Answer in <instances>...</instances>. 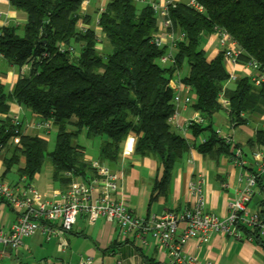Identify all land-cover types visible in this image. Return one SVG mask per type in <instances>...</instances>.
<instances>
[{"label": "trees", "instance_id": "1", "mask_svg": "<svg viewBox=\"0 0 264 264\" xmlns=\"http://www.w3.org/2000/svg\"><path fill=\"white\" fill-rule=\"evenodd\" d=\"M8 1L25 13L26 21L0 26V55L27 71L20 73L11 90L0 82V142L9 136L11 103L33 116L51 118L55 140L49 151L46 138L22 133L18 145L5 148L1 178L16 167L19 178L30 180L48 159L51 182L63 189L73 179L93 176L92 161L85 159L84 147L75 142L82 130L86 137L100 139L97 160L111 168L122 155L126 137L133 134V153L152 156L161 167L152 191L162 193L190 146L168 121L175 109L169 85L175 72L190 89L187 106L202 119L188 129L195 137L207 133L196 146L204 157L232 155L230 144L212 128L213 114L222 109L220 96L228 102L226 113L233 127L245 122V114L264 108V82L254 85L250 77H240L227 87L222 51L207 60L203 50L209 35L225 31L240 51L238 62H255L263 70L264 0H195L202 12L177 4L170 17L175 31L185 36L177 42L172 64L159 61L165 49L153 42L157 20L148 5L108 0L99 12L96 8L85 13L83 0ZM95 16L99 34L93 29ZM79 20L86 27L79 28ZM183 66L187 72L180 75ZM246 145L263 146L264 129H257ZM255 183L264 192V175ZM258 212L263 217V209ZM237 228L264 250V236L257 226Z\"/></svg>", "mask_w": 264, "mask_h": 264}, {"label": "built area", "instance_id": "2", "mask_svg": "<svg viewBox=\"0 0 264 264\" xmlns=\"http://www.w3.org/2000/svg\"><path fill=\"white\" fill-rule=\"evenodd\" d=\"M131 1L150 7L157 20L153 42L165 49L164 53L160 55L159 61L163 64H172L177 42L182 40L185 35L175 31L170 10L179 3H185L198 12H202L203 7L195 0ZM86 3L88 1L83 0L81 6ZM213 35L217 38L223 53L229 79L234 80L232 67L238 63L240 51L225 31L215 30ZM248 65L257 72L256 75L250 77L253 84L259 85L264 82V69L259 70L255 62H250ZM169 85L174 91L175 109L168 121L183 134L192 122L200 123L202 119L197 112L194 118L185 123L177 122L179 106L189 105L191 102L190 89L180 81L178 72L174 73ZM218 101L222 109L227 112V100L220 96ZM33 117L31 122L24 125L19 114H8L11 127L7 140L0 142V158L7 145L16 146L19 144L24 127L36 130L44 138L52 131L53 121L51 118L36 115ZM215 133L230 144L232 155L229 158L232 163L243 166L245 162L242 150L233 145L231 136L229 134L222 135L219 130H215ZM135 140L136 137L133 134L126 137L122 155L133 153ZM204 141L205 139H200L199 143ZM253 157L257 161V169L253 174L247 176L236 197L230 201L228 212L223 217L203 210L204 200L201 186L204 179L201 176L196 177L188 185V191L194 198V203L178 211L164 212L158 217L136 215L129 210L123 200L117 199L115 193L118 189L120 174L97 160L91 163L93 176L90 179H73L65 188L52 191L50 194L39 192L29 183L11 184L0 177V204L13 214L10 221H0V259L8 257L9 250L14 251L20 248L23 238L35 232H40L47 240L52 236L57 237L59 249L63 251L67 247L66 241L62 238L63 234L71 230L77 215L82 214L89 224H93L99 216L113 222L118 229L119 238L122 240L135 235L137 239L144 242L143 236L149 234L161 248L166 250L168 264H214L211 260L201 262L195 257L187 255L182 248L183 244L190 239L208 242L211 236L216 233L238 240L242 238V234L237 228L239 224L247 227L257 226L260 234L264 236V207L262 208L263 217H260L258 211H250L247 207V203L254 194L256 178L264 175V155L255 151ZM22 179L25 178L22 177ZM245 239L250 241L251 237H245ZM89 263L90 259L86 257L75 263L64 262L62 264Z\"/></svg>", "mask_w": 264, "mask_h": 264}, {"label": "crops", "instance_id": "3", "mask_svg": "<svg viewBox=\"0 0 264 264\" xmlns=\"http://www.w3.org/2000/svg\"><path fill=\"white\" fill-rule=\"evenodd\" d=\"M87 1L88 3L81 6V10L85 13L95 6L94 3L99 12L108 0ZM96 20L97 16H95L93 29L99 34ZM25 21L24 12L11 7L8 0H0V26L10 23L20 26ZM77 26L79 28L86 27L80 20ZM203 50L207 60L213 59L219 52L218 40L213 34L205 39ZM26 71V66L22 68L11 66L0 55V82L5 85L7 90H11L20 73ZM181 71L180 75H182ZM232 72L235 79H229L226 83L227 87H231L233 82L240 77H251L257 74L248 64L240 62L232 67ZM10 113L22 116L24 125H27L29 118L33 116L30 110L22 108L16 103L10 104ZM196 114L197 112L187 105L179 106L177 122L183 124L194 118ZM244 118L245 122L235 127L231 126L229 116L224 109L215 112L212 118V128L219 130L222 135L229 134L233 145L237 144L242 149L245 162L243 166L233 164L229 156L225 155L218 156L216 159L204 157L197 151L196 146L200 139H206L207 133L204 132L195 137L191 134L190 129H187L183 134L179 132L189 142V150L186 156L173 168L171 178L162 193L153 194L152 191L153 182L161 177V167L157 160L152 156H139L131 153L126 156L121 155L119 161L112 168L109 167L112 171L120 174L115 197L123 200L129 210L136 215L158 217L164 212L178 211L194 203V198L188 191V185L196 177L201 176L204 179L201 186L204 200L203 210L219 217L225 216L230 201L236 197L247 176L253 174L257 169V161L253 157V153L259 151L264 155V145L251 147L252 149L246 145L257 129H264V108L259 113L245 114ZM28 130L24 127L23 132L28 133ZM85 159L97 160L88 154ZM2 170L3 164L0 158V172ZM59 189L61 188L51 183L49 188L40 192L50 194ZM247 207L250 211H258L264 207V192H261L257 186L254 187V194L247 203ZM12 217V212L0 204V221H10ZM74 235L75 237H73ZM143 237L144 242L137 239L135 235L122 240L119 238L116 225L105 217L99 216L93 224H89L84 215L79 214L71 230L62 236L67 243V247L63 251L59 249V241L55 237L56 252L62 255L60 257L57 254L51 257H40L36 264H43V259L47 264L75 263L86 257L90 259L89 264H168L166 250L161 248L149 234ZM71 243L75 248H71ZM182 248L187 255L193 256L201 262L211 260L214 264H264V250L243 236L237 240L231 236L216 233L211 236L208 242L190 239L183 244ZM11 252L13 251L7 252L8 257L11 256ZM14 255L15 259H18L19 253L16 252Z\"/></svg>", "mask_w": 264, "mask_h": 264}, {"label": "rangeland", "instance_id": "4", "mask_svg": "<svg viewBox=\"0 0 264 264\" xmlns=\"http://www.w3.org/2000/svg\"><path fill=\"white\" fill-rule=\"evenodd\" d=\"M96 6V4L94 3ZM95 6H92L90 8V11H94L96 8ZM98 6V5H97ZM98 10V8H97ZM187 72V68L183 66V69L181 71V74H185ZM21 120L23 121V117H20ZM34 119L32 116L29 118V121L31 122ZM29 134H39L36 130L29 129L28 130ZM47 140V150H52L54 146V140H55V129H52V131L48 134L46 137ZM75 142L82 145L84 147L85 153L90 155L92 158L97 159L98 158V147H99V142L100 139H93V138H88L85 135V131H81L77 137L75 138ZM4 155V154H3ZM2 155V156H3ZM1 156V159H2ZM16 167H13L6 175L4 176V180L8 183H21V184H31L36 190L39 192L41 190H45L49 188V185L52 183L51 182V165L48 161V159H45L41 165V168L32 179H27L25 178L24 180L22 178H19L18 175L15 172ZM3 171V170H2ZM0 172V177L1 173ZM72 237V235H71ZM75 237V235L73 236ZM23 244L20 248L17 250H14L11 252L10 257H5L4 259H0V264H36V261L39 260L40 257H51L52 255H56V239L54 236L50 238V240H47L44 235H41L40 233H35L34 235H31L29 237H24L22 240ZM40 242V243H39ZM27 248V250H26ZM71 248L73 247V243H71ZM19 253L18 259H15V253ZM59 257L62 255L61 253L58 252L57 254Z\"/></svg>", "mask_w": 264, "mask_h": 264}]
</instances>
